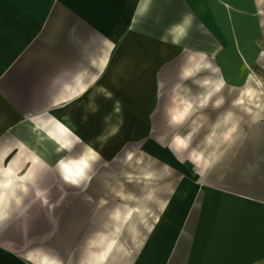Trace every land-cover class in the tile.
I'll list each match as a JSON object with an SVG mask.
<instances>
[{"label": "crops", "instance_id": "obj_1", "mask_svg": "<svg viewBox=\"0 0 264 264\" xmlns=\"http://www.w3.org/2000/svg\"><path fill=\"white\" fill-rule=\"evenodd\" d=\"M140 1L0 0V264H264V96L199 97L201 106L225 111L215 123L210 115L198 147L190 149L192 131L177 134L187 141L172 144L178 173L90 171L152 132L144 83L151 86L156 66L153 55L139 57L132 45L140 20L148 31L155 19L189 16L176 44L168 32L164 39L147 35L149 46L166 55L168 39L178 46L194 20L210 17L206 38L216 46L205 50L229 52L217 40L227 25L220 0H203V16L202 0H150L139 12ZM196 31L200 46L205 37ZM126 37L124 70L108 86L113 99L98 94L92 106L90 87L105 86ZM247 78L215 84L240 86ZM255 100L257 109H234ZM112 101L120 105L121 129L91 145ZM90 145L95 157L85 171L65 176L60 161L84 163ZM125 154L116 160L134 155Z\"/></svg>", "mask_w": 264, "mask_h": 264}, {"label": "rangeland", "instance_id": "obj_2", "mask_svg": "<svg viewBox=\"0 0 264 264\" xmlns=\"http://www.w3.org/2000/svg\"><path fill=\"white\" fill-rule=\"evenodd\" d=\"M208 1L211 2V0ZM251 1L252 11L250 13L260 21V28L257 33H254L255 37L253 36L255 43L252 47V53L247 55L248 78L240 86L225 84L220 87L215 84V81L222 79L227 64L218 57V53H209L205 48L196 44V37L193 38V35L197 32L196 30H200V28L203 30L202 37L206 38L211 34V30L209 29L213 27L211 26L210 17L202 18L203 20H194L192 24L193 28L191 26L189 29V40H183L178 46L171 45L168 39L166 43L170 45L171 51L166 55H160L155 51L156 47H150L149 38L152 42V38L164 39L163 34L167 32L170 34L171 25H174L178 21L170 20L171 18L165 21L155 19L152 21L154 23V30L148 31L143 29L146 21H139L137 40L132 41V45L133 47H137L139 57L145 58L153 55V62L156 66L154 79L150 80L151 86L149 87L148 84L144 83L145 89H151L147 102L153 110L149 121V127L152 132L148 138H139V143H136V145H140L142 142H145L143 149H136L137 146L134 143L132 145L131 143L122 145L120 154L124 155V152L126 154L129 152L133 153L134 155L131 159L127 160L123 157L121 161H118L116 159L119 156L121 157V155L117 152V155L114 154L112 156V158L115 157L113 161H107L110 163L100 166L95 164L90 171L97 172L100 170L111 173L121 171V173L132 172L134 174L152 172L178 173V155L172 145L174 144L173 137L177 134L182 135L185 132L192 131L189 143L190 149H193L194 146L198 147L201 141L208 137V132L205 131L210 128V115H212L215 123L216 117L225 111V107L212 110L211 107L209 108V103L206 106H201L199 97L212 95L214 98H219L221 95H228L233 96L236 102L238 99L245 98L249 93H254V98L256 99L264 96V0ZM176 16H179V14ZM221 34L217 35L218 44L225 45V38ZM147 35H152V38ZM200 54H203L202 61L200 60V63H197L192 72L186 73L185 67L195 60L193 57L197 59ZM126 59H132L128 52L126 53ZM203 60L207 61V63L203 64ZM139 65L140 63L137 69H139ZM127 72H131L132 75L135 73V71L129 68V64ZM184 103L190 104V110H183ZM257 104L258 100L250 101L249 106L245 105L241 107L235 105L234 109L238 112L243 108L245 112L248 110L250 112L257 109ZM184 122L185 125H183ZM200 129L204 131L200 133ZM126 138L128 137L124 136L122 139ZM152 145H154V149L149 147ZM78 163L77 161L69 164L66 169L72 171L78 166ZM187 169H189L187 172L190 173L195 171L192 166Z\"/></svg>", "mask_w": 264, "mask_h": 264}, {"label": "bare ground", "instance_id": "obj_3", "mask_svg": "<svg viewBox=\"0 0 264 264\" xmlns=\"http://www.w3.org/2000/svg\"><path fill=\"white\" fill-rule=\"evenodd\" d=\"M150 0H143L138 3V10L144 11L147 6H149ZM218 8L223 13L227 25L223 28L222 35L224 36L226 43L229 45V52L225 50H217L218 57L227 64L223 73V81H227L233 84H240L245 76L247 77L248 72L246 71L248 66L247 55L252 53L253 47V36L254 33H257L260 28V21L253 16L250 12L252 11V1L251 0H220ZM205 13L204 1H199L197 3V14L203 16ZM190 23V18L186 15L180 22L175 23L171 28L170 34L173 36V43L176 44L179 38H181L185 32L188 30ZM129 43V38L126 37L123 39L122 47L116 52L111 63L107 67L106 76H105V86L103 83H94L91 85L90 93V102L93 106L94 96L105 94L106 102H110V99H113V95L108 86L115 87L114 75L117 74L120 70H124L123 61L125 58L124 47ZM200 46L203 48H215L216 42H213L210 38H204L200 42ZM150 45H152L150 43ZM159 48L164 49V44L159 43ZM203 54H200L198 58H195L188 66L185 67V72L190 73L194 70L197 63L202 61ZM146 61V60H144ZM143 61V62H144ZM204 61V60H203ZM207 61H204L203 64H206ZM147 68V65L144 66ZM112 108L110 112L105 114L102 118V124L98 127L95 137L90 138V143L93 145L94 141H105L110 137L116 135L121 129V111L118 101H112L110 103ZM190 109L189 103H184L183 110L188 111ZM174 145L178 148L183 147L187 144V141L178 135L174 138ZM86 149L85 162L78 164V166L69 171L66 169L67 162L62 160L59 163L60 168L65 176L70 175H79L85 171V169L90 164V161L95 157L94 151L91 147ZM199 156V155H197Z\"/></svg>", "mask_w": 264, "mask_h": 264}, {"label": "flooded vegetation", "instance_id": "obj_4", "mask_svg": "<svg viewBox=\"0 0 264 264\" xmlns=\"http://www.w3.org/2000/svg\"><path fill=\"white\" fill-rule=\"evenodd\" d=\"M212 10L214 11V7L212 6ZM144 126H145V124H144ZM140 141V140H139ZM136 142H138V141H136Z\"/></svg>", "mask_w": 264, "mask_h": 264}, {"label": "water", "instance_id": "obj_5", "mask_svg": "<svg viewBox=\"0 0 264 264\" xmlns=\"http://www.w3.org/2000/svg\"><path fill=\"white\" fill-rule=\"evenodd\" d=\"M122 102V101H121Z\"/></svg>", "mask_w": 264, "mask_h": 264}]
</instances>
